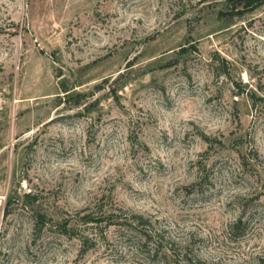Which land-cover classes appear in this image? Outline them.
I'll use <instances>...</instances> for the list:
<instances>
[{"label":"rangeland","instance_id":"1","mask_svg":"<svg viewBox=\"0 0 264 264\" xmlns=\"http://www.w3.org/2000/svg\"><path fill=\"white\" fill-rule=\"evenodd\" d=\"M232 1L0 0V264H264V4Z\"/></svg>","mask_w":264,"mask_h":264},{"label":"trees","instance_id":"2","mask_svg":"<svg viewBox=\"0 0 264 264\" xmlns=\"http://www.w3.org/2000/svg\"><path fill=\"white\" fill-rule=\"evenodd\" d=\"M264 4V0H233L230 4V17H232L233 15H239L244 13L246 10H251L257 6H260ZM26 197H30V193H26L25 194ZM35 213V222L40 224V225H44L45 221L43 218V215L37 212ZM105 217V214L103 213H97V212H93V211H86L84 212V214H82L81 216H79V220L82 224H87V225H99L101 223V221L103 220V218ZM68 221H66L65 219H59L58 221L55 222L54 226L56 228H62L61 231L62 233H67V225H68ZM134 223V222H133ZM241 218L238 217L235 222H233L232 226H231V230L237 232L240 229V225H241Z\"/></svg>","mask_w":264,"mask_h":264}]
</instances>
